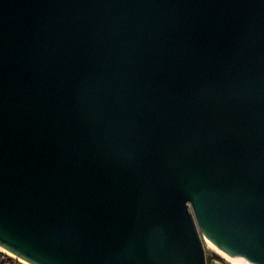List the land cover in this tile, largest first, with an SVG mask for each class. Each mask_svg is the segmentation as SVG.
Here are the masks:
<instances>
[{"label":"water","instance_id":"water-1","mask_svg":"<svg viewBox=\"0 0 264 264\" xmlns=\"http://www.w3.org/2000/svg\"><path fill=\"white\" fill-rule=\"evenodd\" d=\"M264 264V0H0V245L32 264Z\"/></svg>","mask_w":264,"mask_h":264},{"label":"built area","instance_id":"built-area-1","mask_svg":"<svg viewBox=\"0 0 264 264\" xmlns=\"http://www.w3.org/2000/svg\"><path fill=\"white\" fill-rule=\"evenodd\" d=\"M205 250H206L207 264H233L229 259L225 258L224 256L216 253L214 250L207 247L206 244H205ZM0 264H27V263L23 262L14 255H11L5 251L0 250Z\"/></svg>","mask_w":264,"mask_h":264},{"label":"bare ground","instance_id":"bare-ground-1","mask_svg":"<svg viewBox=\"0 0 264 264\" xmlns=\"http://www.w3.org/2000/svg\"><path fill=\"white\" fill-rule=\"evenodd\" d=\"M205 244L207 245V247H209L210 249L214 250L216 253H218V254L224 256L225 258L229 259L233 264H239L236 260H234V259L231 258L229 255H227L226 253H224L223 251H221V250H220L217 246H215L210 240L205 239ZM0 250L5 251V252H7V253H9V254H11V255H14V256L18 257L20 260H22L23 262H26L27 264H32V263H30L29 261L23 259L22 257L16 255L15 253L11 252L10 250H8V249L2 247L1 245H0Z\"/></svg>","mask_w":264,"mask_h":264}]
</instances>
